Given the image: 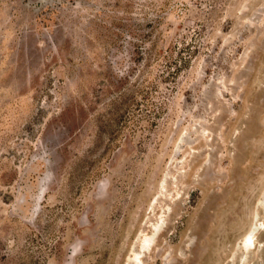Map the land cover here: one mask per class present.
Listing matches in <instances>:
<instances>
[{
  "label": "rangeland",
  "instance_id": "obj_1",
  "mask_svg": "<svg viewBox=\"0 0 264 264\" xmlns=\"http://www.w3.org/2000/svg\"><path fill=\"white\" fill-rule=\"evenodd\" d=\"M0 264H264V0H0Z\"/></svg>",
  "mask_w": 264,
  "mask_h": 264
},
{
  "label": "bare ground",
  "instance_id": "obj_2",
  "mask_svg": "<svg viewBox=\"0 0 264 264\" xmlns=\"http://www.w3.org/2000/svg\"><path fill=\"white\" fill-rule=\"evenodd\" d=\"M254 234H255V228L251 229V231L249 233H247L246 239L244 241L245 242L244 246L247 249H251L254 246V243H253V236H254ZM148 243H149V240L147 239L145 241V245H144L145 248L148 246L147 245Z\"/></svg>",
  "mask_w": 264,
  "mask_h": 264
}]
</instances>
